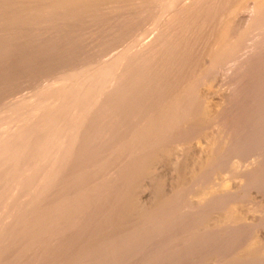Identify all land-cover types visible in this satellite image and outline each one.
Instances as JSON below:
<instances>
[{
	"label": "bare ground",
	"instance_id": "1",
	"mask_svg": "<svg viewBox=\"0 0 264 264\" xmlns=\"http://www.w3.org/2000/svg\"><path fill=\"white\" fill-rule=\"evenodd\" d=\"M151 1L53 0L52 6L38 10L43 15L61 9L100 13L112 8L116 21L124 16L125 22H132ZM166 6L161 21L151 23L149 40L89 77L82 97L50 143L46 159L18 182L11 204L0 214V264H207L210 261L200 259L197 251L203 244L210 246L209 239L219 231L207 225L209 229L202 230L205 224L197 215L210 218L217 213L221 216L212 217L222 220L228 213L235 222L240 217L233 206L242 202L241 188L208 202V207L203 204L206 208L188 206L187 197L185 205L182 198L208 182L206 178L230 159L247 154L254 162L246 173L242 171V188L264 186V0H170ZM21 14L13 15L10 22L0 17L1 25L22 21ZM210 82L224 84H220L222 104L218 102L222 110L217 107L221 112L215 119L208 111L216 108L208 110L206 105V98L213 95L206 96L204 90ZM47 109L46 102L8 130L0 141V160L26 138ZM209 128L215 132L211 140L205 133ZM206 139L214 152L207 159V152L201 153L205 162L201 169L197 166L200 173L196 170L195 180L186 186L181 172L185 180L179 188L170 192L158 188L150 203L142 199L138 193L142 181L164 157L184 151L193 140ZM233 165L239 171L240 163ZM230 232L226 230V236ZM260 233L246 240L242 253L232 250L211 262L264 264V233Z\"/></svg>",
	"mask_w": 264,
	"mask_h": 264
},
{
	"label": "rangeland",
	"instance_id": "2",
	"mask_svg": "<svg viewBox=\"0 0 264 264\" xmlns=\"http://www.w3.org/2000/svg\"><path fill=\"white\" fill-rule=\"evenodd\" d=\"M41 1H45V0H34V1L33 0H22V1L0 0V11H1L0 17H2L1 19L4 18L3 21H5L6 18L5 22H7V20L10 22L11 20H13V18L18 17V15L20 16L21 12L25 13V14H21V16L25 17L24 18L25 20L22 18L21 19L22 21L18 20L16 21L17 23L14 21L10 25L9 24L7 25L5 22L4 23L6 25H1L3 21L0 19V26L1 27L3 26L2 28L0 27V141H2V139L5 138L6 134L8 135L9 131L11 132L10 129H14L19 125H21L32 112H34L37 109H40L44 103L47 102V107H48L47 112L42 117L36 120L33 129L26 136V138L21 140L17 145L13 146L11 149H9V151L5 154V156L0 160V214L4 212L11 204L18 182L25 175L37 169L40 166V164L46 159L48 151L50 149V143L57 135L63 122L72 113L76 105V102L82 97L85 91V84L87 80L88 81L91 80V78L89 77H92L98 71V69H100V67L103 66L105 67V65L107 67L108 65L110 66V64L114 62L113 60L114 58H120V56L122 54H125L127 50L129 51L130 49L138 46L139 43H142L143 41L146 42L147 40H149L150 39L149 35L151 34V37L153 36L151 23L153 25L154 22L161 21L163 17L162 11L164 12V10L167 7L166 4H169L170 0L169 1L152 0L151 3L148 4L149 11L146 10L138 17L133 18L134 21L132 22L129 21L130 24L129 22H125V18L124 16H122L121 18L123 20L120 19L122 22L119 21L121 25L124 23L122 26H120V23L118 21H116L117 17L116 18L114 17L115 11L112 10V8H111L112 11L108 10L109 8L106 9L104 8L101 10V12L104 10L102 13L101 12L99 13L100 10L91 13L82 10L77 11L75 9H71V10L61 9L62 11L57 10V12L55 11V13L47 12L46 14L42 15V13L39 12V10L40 9L44 10L46 6L48 7L52 6L50 4L53 3V0L52 2H50L51 0L50 1L46 0L45 3ZM163 1L165 2L167 1V3ZM152 2L153 3L156 2V3L153 4ZM45 4L47 5L45 6ZM36 9L39 10L37 11ZM5 10L6 13H3L5 12ZM67 10L69 13L67 12ZM73 10L77 12V15L79 17L78 16L74 17V14H76V12H74ZM29 11H31L32 13H30ZM12 12L13 13L16 12L15 14L16 16ZM61 12L64 13L65 16ZM80 12L82 14H79ZM160 12L162 13V15L160 14ZM30 14L31 15L34 14L33 15L34 17L30 16ZM48 14L51 15V17ZM88 14L90 15V17ZM2 15H4V17ZM101 15L103 16L101 17ZM69 16L71 17V20ZM72 16H73V20L75 18L81 20L78 21L75 19L73 21ZM26 17H28V19ZM145 21H147V23ZM118 24L120 27H118ZM134 25L136 27H134ZM128 31H130L131 33ZM72 48L73 50H71ZM220 84L224 85L223 83L218 84L217 82H210L208 86H205V88L209 87L210 89H208L207 91V88L206 89L204 88L205 92L207 93L206 96L209 95L210 93L211 95L213 94L212 96H208L207 97L208 99L206 98L207 109L209 110V108L211 109V107L213 106L214 108H216L214 109L215 113H213L214 112L213 108L210 111H208V112L213 111L211 112L213 116L212 115L210 116V113H208L209 114L208 116H210L211 119L217 118L219 116L218 111L220 113L222 110V106L219 104L220 103L222 104V101L220 100L222 98L220 97H222L223 93L220 88H222L223 86L221 87ZM211 89L213 92H211ZM219 92L220 94H217ZM214 98H215L214 101L216 102L215 105L217 106L214 105V101L212 100ZM218 102L220 103L218 104ZM217 107L218 108L221 107L220 108L221 110L218 109ZM211 130L214 132V129L211 128ZM211 130L209 128V130L207 129L205 131V133L207 132L206 134L208 136V139L209 138L213 139V135L215 136V132L214 134H212L213 132ZM208 139L201 142H198L196 140L191 141L187 145L188 148H186L187 147L186 146L184 151L181 149L183 155L180 153L181 150L178 149L179 151L176 150L177 155H175L176 152H173L172 153L173 155L171 154L172 157L171 156L169 158L164 157L163 160H161V163L158 165V168L155 171L149 173V175L146 176L145 180L142 181L144 184H142L141 188L138 190V193L142 197V199L148 202L150 199L152 201L154 199V195L158 191V188L162 192L163 191L170 192L173 189L176 190L177 188H179L180 187L179 184L180 185L182 184L181 182L182 180L184 181L186 179L184 181L186 186L188 182L191 183L193 180H195V178L193 177L197 176L200 173L199 170L201 169L200 168L202 165L201 163L205 162V159L213 155L214 152V150L211 151L212 145L211 146L209 145L211 143L207 142L211 139L209 140ZM197 145L199 146L197 147ZM210 147L211 150L209 149ZM202 148H204V150ZM183 152H185L186 154H184ZM206 152L208 156L204 157L205 159L201 157L202 159L201 160L200 156H203ZM201 153L203 155H201ZM180 155L183 157H179ZM243 156L242 155L238 156L241 159L238 158L230 159L227 162L229 164L226 163L221 169H218L216 172L211 173L210 176L208 175L209 178L208 177L206 178L208 182L204 181V184L202 183L199 186H197L199 188L196 187V190L195 188L192 191L190 190L192 194L189 191L188 192L189 194H186L187 196L185 195V197L182 198L184 200L185 205H188L185 203L186 201L185 198L186 197L188 198L189 201L188 206L190 207L191 206L193 208H197L198 206L201 207L205 203H206L205 205L208 207L207 205L209 204L208 202L211 203L213 200L218 199L219 197H220L219 199H222L224 195L225 196L227 195L229 196L230 194L232 195L235 192H237L239 188H241L239 189L238 192L240 194L241 193L243 194L240 195L241 197L243 196L242 202H239L238 204H234L233 206L237 208L239 214L238 217H240L237 218L235 222L234 219L229 217L230 214L227 215L228 213L227 214L225 213L222 217L224 220L219 219L220 221L218 219L216 220V217H214L215 218L214 219L212 216H214L215 214H216L215 216L217 215L221 216V214L213 213L214 215L212 214L211 216L212 218L211 217L207 218L205 216V213L204 214L202 213L203 214L202 216L197 215V218L200 217L201 219L202 222L201 224L202 225L205 224L203 226H200L202 230L207 226H209L211 227L210 229H216V230L218 229L216 232L219 231L218 232L219 234L217 233L211 236L213 237L212 240H210L211 238L209 239V241L211 242L210 246L211 248L214 249V251L210 248L208 244L210 242L207 243L208 244L207 246H204L206 244L202 245L201 249L202 251L204 250L203 252L200 250V248H199L200 251L199 250L197 251L198 255L201 256L200 259L203 258L205 259V261L208 260L211 262L212 260L213 262L214 261L217 262L225 258L227 255H230L235 250L238 251L239 253H242L245 248V244L247 243L246 240L252 237L256 232L260 233L261 231V233L262 232L264 233V229H263L264 228V224H263L264 223V217H263L264 216V201H263L264 186L261 187L255 186V188L254 187L242 188L241 185L245 181L244 174L246 173L247 168L250 167L249 165L254 162V157L252 154L251 155L247 154L246 157L245 155ZM235 160L236 162L238 161L241 165L239 166L238 169L239 171H236V166L233 165L236 163ZM180 161L181 163H179ZM196 163L197 164L200 163V164L197 165ZM197 166L200 169H197ZM180 168L181 169L184 168L187 171H185L184 169H182L181 171ZM178 171H180L179 175L177 174ZM242 171H244L245 173H243ZM196 172L197 175L194 174ZM216 173L218 175H216ZM181 174L183 176L186 177L188 176V177L187 178L185 177L184 179V177ZM157 175L159 177H157ZM175 177H178V179ZM206 184L209 185L204 186ZM170 188H172V190ZM205 205H203L202 207L206 208ZM226 215L228 216L227 218ZM204 217L207 219H205ZM202 218H204L203 220L205 221L207 220V222L205 223L204 221H202ZM229 218L233 220V224L232 222H229L231 221ZM259 223L261 225H258ZM211 225L214 227H212ZM259 226H261L260 229ZM209 227L207 228L209 229ZM234 227L237 230H235ZM219 229H221V231ZM241 229L243 233L241 232ZM226 230H229V232L231 231L230 233H228L227 236H226L227 233H225ZM238 235L241 237H239ZM243 235L246 238L243 237ZM229 237L235 240L233 239L230 240ZM219 239H221V241L223 240L222 242L224 243L220 242ZM213 240L214 242L215 241L218 242L217 243L215 242L214 244L212 242ZM261 240L264 241L263 236L261 237ZM224 245L225 247L226 246L227 247L226 248L223 247ZM198 255L192 258L193 262L198 260V259L195 260V257L198 258ZM210 262L207 264H213V262L211 263Z\"/></svg>",
	"mask_w": 264,
	"mask_h": 264
}]
</instances>
